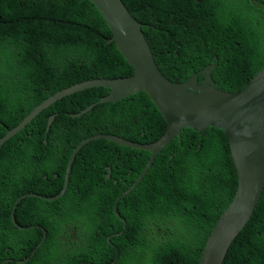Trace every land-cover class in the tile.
<instances>
[{
    "label": "trees",
    "instance_id": "trees-1",
    "mask_svg": "<svg viewBox=\"0 0 264 264\" xmlns=\"http://www.w3.org/2000/svg\"><path fill=\"white\" fill-rule=\"evenodd\" d=\"M122 2L141 26L159 70L175 82H185L215 63L216 86L239 92L264 67V0ZM111 37L90 0H0V137L61 87L89 78L131 75V65L108 44ZM203 78L200 74L199 82ZM108 92L97 87L67 94L4 143L0 264L11 254L28 257L20 264L108 262L105 254L111 250L90 230L84 242L74 244L60 260L52 257L51 248L62 242V235L69 238L66 212L98 192L107 193L111 201L120 197L147 165L151 156L145 151L92 141L76 154L62 200L20 201L14 212L17 225L44 224L49 231L46 243L32 256L42 231L36 226L19 229L10 217L23 194H57L63 178L59 166L66 165L82 140L111 134L152 143L165 134L167 121L143 90L115 103H98L84 113ZM51 114L55 116L49 122ZM107 167L112 170L109 180ZM237 183L227 134L217 128L185 129L182 142L168 145L148 175L118 203L129 237H135L139 247L134 259L125 251L116 264H198L217 220L207 232H199L201 216L209 208H225ZM112 217L107 215L105 221ZM73 229L78 232L75 224ZM222 264H264V188Z\"/></svg>",
    "mask_w": 264,
    "mask_h": 264
},
{
    "label": "water",
    "instance_id": "water-1",
    "mask_svg": "<svg viewBox=\"0 0 264 264\" xmlns=\"http://www.w3.org/2000/svg\"><path fill=\"white\" fill-rule=\"evenodd\" d=\"M90 2L98 10L111 33L112 37L108 44L115 45L131 65L133 73L121 78L90 79L57 90L0 138V149L6 140L25 127L56 99L92 87H105L111 90L110 94L101 98L99 102H115L139 91H145L166 117L168 127L160 140L146 146L112 135H95L81 141L71 153L66 176L75 155L91 141L104 139L119 146L142 148L157 153L180 137L184 128L202 132L211 127L223 130L229 138L237 168L238 183L226 214L218 220L206 240L199 262V264H222L230 243L246 224L264 188V67L239 92L216 87L211 78L214 64L201 71L204 76L203 83L198 82L197 74L185 82H175L159 70L141 26L133 19L122 0H90ZM154 153L144 174L155 161ZM141 178L128 187L121 197L127 196ZM25 197L54 200L35 193L21 196L11 210V219L15 225L16 204ZM19 228L24 229L22 226Z\"/></svg>",
    "mask_w": 264,
    "mask_h": 264
},
{
    "label": "clouds",
    "instance_id": "clouds-1",
    "mask_svg": "<svg viewBox=\"0 0 264 264\" xmlns=\"http://www.w3.org/2000/svg\"><path fill=\"white\" fill-rule=\"evenodd\" d=\"M152 52V51H151ZM155 61V60H154ZM156 63V62H155ZM212 64H214L215 65V63H212ZM211 65V64H210ZM209 66V65H208ZM207 67V66H206ZM204 69V68H203ZM202 69V70H203ZM215 69V68H214ZM213 69V70H214ZM201 70V71H202ZM212 70V71H213ZM201 71L199 72V73H195V74H197L198 75V82H199V75L201 74ZM194 74V75H195ZM193 75V76H194ZM201 75H203V74H201ZM123 77H125V76H123ZM192 77V76H191ZM190 77V78H191ZM96 78H101V77H96ZM96 78H89V79H86V80H84V81H88V80H90V79H96ZM119 78H121V77H119ZM211 78H212V72H211ZM204 79V78H203ZM170 80H172V79H170ZM84 81H80V82H84ZM80 82H76V83H80ZM212 82H213V79H212ZM75 83V82H74ZM74 83H72V84H74ZM200 83H203V80H202V82H200ZM214 83V82H213ZM72 84H69V85H67V86H70V85H72ZM215 84V83H214ZM216 85V84H215ZM67 86H64V87H61V88H59V89H57V90H60V89H62V88H65V87H67ZM216 87H218V86H216ZM93 88H97V87H92V88H88V89H84V90H80V91H85V90H89V89H93ZM103 88H105V87H103ZM218 88H221V87H218ZM107 89V88H106ZM221 89H223V88H221ZM57 90H55L54 92H56ZM223 90H225V89H223ZM80 91H74L75 93H77V92H80ZM108 94L107 95H109L110 94V92H111V90L110 89H108ZM227 91V90H226ZM54 92H52L51 94H53ZM74 92H72V93H74ZM72 93H69V94H72ZM51 94H49L48 96H50ZM65 95H67V94H65ZM64 95V96H65ZM107 95H104V96H102L101 98H103V97H105V96H107ZM47 96V97H48ZM46 97V98H47ZM63 97V96H62ZM62 97H60V98H62ZM46 98H44V99H46ZM60 98H58V99H60ZM100 98V99H101ZM124 98H127V97H123V98H121V99H119V100H117V101H115V102H118V101H120V100H122V99H124ZM43 99V100H44ZM58 99H56V100H58ZM100 99H98V101H96V102H94V103H92V105H90L89 107H91V106H93L89 111H91L96 105H98V103H115V102H99L100 101ZM42 100V101H43ZM55 100V101H56ZM54 101V102H55ZM41 102V101H40ZM39 102V103H40ZM54 102H52V103H54ZM39 103H38V105H39ZM52 103H51V105H52ZM50 105V106H51ZM37 106V105H36ZM49 106V107H50ZM88 107V108H89ZM35 108V107H34ZM48 108V107H47ZM46 108V109H47ZM87 108V109H88ZM158 108V107H157ZM87 109H86V111H87ZM159 109V108H158ZM33 110V109H32ZM45 110V109H44ZM84 112V113H87V112H89V111H87V112ZM160 111V110H159ZM161 112V111H160ZM162 113V112H161ZM39 115V114H38ZM37 115V116H38ZM162 115H163V113H162ZM36 116V117H37ZM54 114H51L50 115V117H49V122H52V120L54 119ZM164 116V115H163ZM35 117V118H36ZM164 118H165V120L167 121V119H166V117L164 116ZM22 121V120H21ZM20 121V122H21ZM19 122V123H20ZM18 123V124H19ZM30 123V122H29ZM17 124V125H18ZM17 125H15V126H17ZM14 126V127H15ZM14 127H12V128H14ZM26 127V126H25ZM25 127H23V128H25ZM167 127H168V122H167ZM12 128H8L7 129V132L10 130V129H12ZM22 128V129H23ZM211 128H213V127H211ZM21 129V130H22ZM185 129H189V128H184L183 130H182V132H181V136L180 137H177L175 140H179L180 142H182V140H183V131L185 130ZM208 129H210V128H208ZM207 129V130H208ZM218 129V128H217ZM193 130V129H192ZM206 130V131H207ZM220 130V129H219ZM20 131V130H19ZM18 131V132H19ZM198 131V130H197ZM206 131H204V132H206ZM223 131V130H222ZM7 132L3 135V136H5L6 134H7ZM17 132V133H18ZM200 132H202V131H200ZM224 132V131H223ZM16 133V134H17ZM111 135V134H110ZM2 136V137H3ZM14 136V135H13ZM95 136V135H94ZM112 136H114V137H117V138H119V139H123V140H125V141H128V142H131V143H138V144H141L142 146H146V144H154L155 142H157V141H155V142H152V143H140V142H134V141H130V140H127V139H124V138H122V137H120V136H117V135H112ZM164 136V135H163ZM162 136V137H163ZM2 137H0V138H2ZM12 137V136H11ZM10 137V138H11ZM92 137V136H91ZM161 137V138H162ZM9 138V139H10ZM88 138H90V137H88ZM87 138V139H88ZM160 138V139H161ZM8 139V140H9ZM159 139V140H160ZM86 140V139H85ZM100 140H104V139H100ZM174 140V141H175ZM7 141V140H6ZM5 141V142H6ZM82 141H84V140H82ZM95 141H98V140H95ZM173 141V142H174ZM4 142V143H5ZM92 142V141H91ZM111 142V141H110ZM172 142V143H173ZM80 143V142H79ZM78 143V144H79ZM114 143V142H113ZM172 143H170V144H172ZM77 144V145H78ZM89 144V143H88ZM116 144V143H115ZM169 144V145H170ZM4 145V144H3ZM76 145V146H77ZM118 145V144H117ZM75 146V147H76ZM168 146V145H167ZM166 146V147H167ZM3 147V146H2ZM1 147V148H2ZM74 147V148H75ZM120 147H125V146H120ZM165 147V148H166ZM200 147V146H199ZM73 148V149H74ZM127 148H130V147H127ZM164 148V149H165ZM73 149H72V151H71V153L73 152ZM132 149V148H131ZM164 149H162V150H160L159 152H157V153H154V154H156V157H155V161H154V163H153V165L148 169V171L144 174V171L146 170V168L148 167V165H149V163H150V161H151V158H152V155H153V153H151L150 151H146V150H142V148L141 149H133V150H141V151H145V152H147V153H149L150 154V159H149V161H148V163H147V165L143 168V170L141 171V174H140V176L138 177V178H140V177H142L141 178V180L143 179V178H145L147 175H148V173L151 171V169L154 167V165H155V163H156V161H157V158H158V156L163 152V150ZM1 150V149H0ZM81 150V149H80ZM79 150V151H80ZM230 150H231V148H230ZM78 151V152H79ZM71 153H70V156H71ZM231 153H232V151H231ZM70 156H69V158H70ZM69 158H68V161H69ZM75 158H76V155H75V157H74V159H73V162H74V160H75ZM233 160H234V158H233ZM68 161H67V163H66V165L65 166H63V165H60L59 166V171L61 172V175L63 176V178H62V181H61V188L58 190V192H57V194L56 195H54V196H51V197H43V198H54V200H48V201H46V202H52V203H55V202H58V201H60V200H62L63 199V197L65 196V190H66V188H67V186H68V182H69V178H70V174H71V168H72V165H73V162L71 163V166H70V170H69V173H68V176H66V174H67V165H68ZM234 163H235V161H234ZM235 167H236V165H235ZM107 169H108V172H107V174H106V180H109L110 178H111V173H112V170H111V168L110 167H107ZM236 170H237V168H236ZM133 172V170H130L129 171V173H132ZM128 173V174H129ZM238 174V173H237ZM59 175H58V173L57 172H55V177H58ZM45 178H47V175H45ZM137 178V179H138ZM136 179V180H137ZM135 180V181H136ZM140 180V181H141ZM134 181V182H135ZM139 181V182H140ZM117 182V181H116ZM138 182V183H139ZM138 183H137V185H138ZM72 184H75V182H73ZM76 185V184H75ZM132 185V183L128 186V187H130ZM136 185V186H137ZM127 187V188H128ZM126 188V189H127ZM135 187H133L132 189H134ZM237 188V187H236ZM131 189V190H132ZM131 190H130V192H131ZM124 192H125V190H124ZM123 192V193H124ZM129 192V193H130ZM235 192H236V189H235ZM235 192L233 193V195H232V197H231V200H229V202L227 203V205L225 206V208L224 207H222L220 210H214V208L212 207V208H209V209H207L205 212H204V214H203V217L201 216V220H200V222H199V232H207L209 229H210V227H211V225H212V223L215 221V223H214V225L212 226V229L214 228V226L216 225V223L218 222V220L221 218V217H223L225 214H226V209L228 208V206L230 205V203L232 202V199H233V196H234V194H235ZM122 193V194H123ZM27 194H31V193H26V194H23V195H27ZM35 194H37V193H35ZM122 194H121V196H122ZM23 195H21V196H23ZM39 195V194H38ZM128 195V194H127ZM21 196H19L16 200H15V203H16V201L21 197ZM41 196V195H40ZM118 197V198H116L114 201H111L109 198H108V194L107 193H103V192H98V193H95V194H92L90 197H89V199H87V200H85L84 202H80L79 204H78V206L76 207V208H74V209H72L71 211H69V212H66L67 214H69L70 216L68 217L69 218V220H70V222L72 223H69V227H70V229L68 230V233H69V238H66V237H64L63 235L61 236V243H56L55 245H53V247L51 248V253H52V257L54 258V259H62L63 257H64V255L66 254V252H68L70 249H71V247L74 245V244H81L82 242H84V237L86 236V234H87V231L88 230H90L91 231V233H93V234H96L106 245H107V247L111 250V252H107L106 254H105V259H107L108 260V262L107 263H105V264H116L118 261H119V259L121 258V256H122V254L125 252V251H128L127 252V254H128V256H129V258L132 260V259H134L137 255H138V247H139V244H138V240L135 238V237H133V239H131L130 237H129V232H128V230H127V225H126V219L124 218V217H122L121 216V214L119 213V211H118V209H119V202H120V200L123 198V197ZM25 198H35V197H25ZM24 198V199H25ZM36 199H38V198H36ZM23 199H21L20 201H22ZM39 200H43V199H39ZM19 201V202H20ZM43 201H45V200H43ZM18 202V203H19ZM14 203V204H15ZM18 203L16 204V207H17V205H18ZM13 204V205H14ZM13 207V206H12ZM16 210V209H15ZM57 211H58V209H57ZM253 211H254V209L252 210V212L250 213V215H249V218L251 217V215H252V213H253ZM15 212V211H14ZM53 213H54V211H53ZM65 213V212H64ZM109 214H111L113 217H112V219L110 220V221H105V217L107 216V215H109ZM10 217H11V214H10ZM209 218H212V221H211V223L209 222ZM249 218H248V220H249ZM247 220V221H248ZM14 221H15V217H14ZM11 222H12V219H11ZM13 223V222H12ZM15 223H16V221H15ZM74 224L78 227V232L76 231L75 232V230L73 229V227H74ZM15 225V224H14ZM16 225H17V223H16ZM18 226V225H17ZM34 226H36V227H38L41 231H42V236H41V239H40V241H39V243L36 245V247L31 251V253H30V256H32L34 253H35V251H36V248L39 246V245H41L44 241H45V243H46V241H47V239H48V236H49V231H48V228H46L45 227V225L43 224L42 226L41 225H38V224H32V225H30V227H25V226H22V227H24V229H29V228H31V227H34ZM245 226V225H244ZM18 228H19V226H18ZM20 229V228H19ZM24 229H22V230H24ZM212 229H211V231H212ZM243 229V228H242ZM210 231V232H211ZM210 232H209V234H210ZM241 232V231H240ZM209 234L207 235V237H206V239H205V241H204V244H203V247H202V249H201V252H200V256H201V253H202V251H203V248H204V245H205V243H206V240H207V238H208V236H209ZM240 234V233H239ZM238 234V235H239ZM237 235V236H238ZM236 236V237H237ZM236 239V238H235ZM234 239V240H235ZM233 240V241H234ZM117 241H120V242H122V244L121 243H118ZM232 241V242H233ZM231 242V243H232ZM231 243H230V245H231ZM229 245V246H230ZM229 248V247H228ZM228 250V249H227ZM226 253H227V251H226ZM226 253H225V255H226ZM225 255H224V257H225ZM28 260V257H26V258H24V259H18V257L16 256V255H14V254H11L9 257H7L1 264H20V263H24V262H26ZM223 260H224V258H223ZM223 260H222V263H223ZM199 262H200V260L198 261V264H199ZM94 264V263H93Z\"/></svg>",
    "mask_w": 264,
    "mask_h": 264
},
{
    "label": "bare ground",
    "instance_id": "bare-ground-1",
    "mask_svg": "<svg viewBox=\"0 0 264 264\" xmlns=\"http://www.w3.org/2000/svg\"><path fill=\"white\" fill-rule=\"evenodd\" d=\"M133 183H134V182H133ZM133 183H132V184H133ZM136 185H137V184H136ZM136 185H135V186H136ZM135 186H134V187H135Z\"/></svg>",
    "mask_w": 264,
    "mask_h": 264
}]
</instances>
